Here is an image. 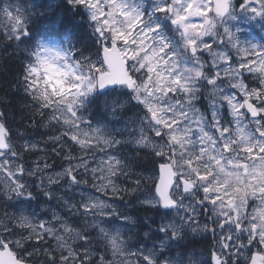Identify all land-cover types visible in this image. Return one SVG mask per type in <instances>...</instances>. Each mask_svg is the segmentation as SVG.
I'll return each instance as SVG.
<instances>
[{
  "label": "snow or ice",
  "instance_id": "6c2138e0",
  "mask_svg": "<svg viewBox=\"0 0 264 264\" xmlns=\"http://www.w3.org/2000/svg\"><path fill=\"white\" fill-rule=\"evenodd\" d=\"M0 52V264H264V0H0Z\"/></svg>",
  "mask_w": 264,
  "mask_h": 264
},
{
  "label": "trees",
  "instance_id": "16d2710c",
  "mask_svg": "<svg viewBox=\"0 0 264 264\" xmlns=\"http://www.w3.org/2000/svg\"><path fill=\"white\" fill-rule=\"evenodd\" d=\"M43 3L44 0H20L21 6L25 3ZM12 49H8V53H11ZM19 71V64L16 61L15 57L11 59L6 58V56L0 52V97L4 96L7 93V100L9 102V112L10 114L18 113V106H19V97L12 94V91L9 88V85L12 84L14 77L18 74ZM18 118V116H17ZM24 129H21L23 131ZM59 163V161H57ZM145 163H148L147 158L145 159ZM10 211V209H9ZM134 217L141 218L142 222L152 223L153 227H155V222H159L160 214L156 213L154 210L151 209H144L137 206L135 211H131L129 213ZM143 218H151L149 220H145ZM137 231H147V227L137 228ZM194 242L191 245L193 248L197 249L198 251H203L206 255L208 254V248L210 245V239L205 240L203 238H193Z\"/></svg>",
  "mask_w": 264,
  "mask_h": 264
},
{
  "label": "rangeland",
  "instance_id": "374dc122",
  "mask_svg": "<svg viewBox=\"0 0 264 264\" xmlns=\"http://www.w3.org/2000/svg\"><path fill=\"white\" fill-rule=\"evenodd\" d=\"M10 211H11V209H10ZM205 256H207V255L205 254Z\"/></svg>",
  "mask_w": 264,
  "mask_h": 264
}]
</instances>
